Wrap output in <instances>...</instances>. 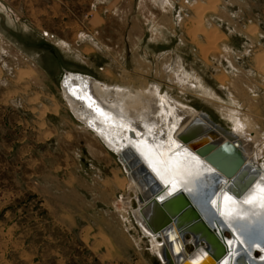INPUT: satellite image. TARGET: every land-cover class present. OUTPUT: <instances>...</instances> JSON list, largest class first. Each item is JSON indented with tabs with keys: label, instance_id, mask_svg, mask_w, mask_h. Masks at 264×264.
<instances>
[{
	"label": "rangeland",
	"instance_id": "rangeland-1",
	"mask_svg": "<svg viewBox=\"0 0 264 264\" xmlns=\"http://www.w3.org/2000/svg\"><path fill=\"white\" fill-rule=\"evenodd\" d=\"M221 5L0 0V264H163L118 156L73 117L59 83L66 70L133 90L151 82L227 131L238 111L263 141L264 0Z\"/></svg>",
	"mask_w": 264,
	"mask_h": 264
},
{
	"label": "bare ground",
	"instance_id": "bare-ground-1",
	"mask_svg": "<svg viewBox=\"0 0 264 264\" xmlns=\"http://www.w3.org/2000/svg\"><path fill=\"white\" fill-rule=\"evenodd\" d=\"M193 5V3L185 4L186 8H192ZM203 23L205 22L203 21ZM175 67H177L176 64ZM182 82L185 84L191 83L190 80H183ZM150 83L139 87L140 90H133L128 85H123L124 83L122 85L105 84L91 75L66 70L60 79L59 86L60 95L68 104L73 117L82 122L83 129L89 130L92 132L91 134L97 136L99 141L106 148L115 152L119 158L123 156L124 159L122 158L121 163L127 177L125 176L122 179L124 181L121 185L128 192H133L137 205L130 208L131 196L129 194V196L123 197L126 195L125 193L121 194V198L118 199L119 207L125 213L126 209L130 208L140 231L150 239L151 250L156 257L161 261L163 260V264L171 263H167L163 256L165 246H169L168 248L176 251V260L181 258V264H198L203 260L206 250L202 246L203 242H201L197 247L191 243L193 247L190 251H187L185 249L186 244L183 245L178 239H174L175 236L170 229L166 230L167 241L171 240V244L167 245L143 222L142 213L150 200L147 201L139 196L146 195L149 189L140 181V172L136 173L137 164H132L131 156L126 155L127 149L138 155L142 162L153 172L156 179L164 186L161 191L155 193L154 198L161 200L159 198L161 196L168 197L169 193L176 191L178 186H181L207 220L211 221L212 224L215 223L216 226H222V221H224V225L228 230L230 228L232 232H237L234 241L225 232L221 235L223 240L228 243L231 242L229 243L231 255L224 258L222 264H230V258L235 251L248 248L242 235L238 234L239 228L250 225V227L256 228L257 232L261 229L264 232V191H261V189H264V165L260 166L259 175L244 194V203H241L235 201L226 190L230 178L216 171V168L199 156L194 149L202 142L205 144L209 140L215 145L210 150L209 153H211L213 150L219 149L220 146L229 148L231 144L234 145L233 139H235L240 142L239 147L235 144L238 148L234 146V150L240 153L241 164L249 163L253 167L252 163L258 164L255 160L262 153L264 140H261L263 137L252 131L251 123H248V117L239 115L236 110L227 112L232 120L231 122H233V130L227 131L214 122V125H212L211 120L203 111H196L168 93L159 92L157 86ZM204 126L208 127V129H205L206 133L194 140L193 145H187L180 140V134L186 135L185 132L188 131L194 135ZM188 148L192 150L191 155L195 158V161L181 153L182 150L184 152L188 151ZM161 176H164L166 183L161 179ZM219 183L221 187L216 189ZM216 194H220L221 207H230L228 210L225 211L224 208V211H222ZM225 194L231 196L232 201H225L223 197ZM249 198H254V202L251 204L245 203ZM225 212L229 213L230 219L222 215ZM153 214L155 216L149 214L151 219L157 217V213L155 214L153 211ZM219 215L221 216L220 221ZM225 220H234L236 227H232L229 222L227 226ZM189 237H186L187 241L190 240ZM259 240L263 241L264 238H253L254 242ZM261 245L264 246V243ZM255 247L262 250V258H264V247L261 248L257 245ZM256 253L259 255V252ZM233 262L235 261L233 260ZM247 262L249 263V261ZM200 264H219V262L208 258ZM249 264H264V259H252Z\"/></svg>",
	"mask_w": 264,
	"mask_h": 264
},
{
	"label": "water",
	"instance_id": "water-1",
	"mask_svg": "<svg viewBox=\"0 0 264 264\" xmlns=\"http://www.w3.org/2000/svg\"><path fill=\"white\" fill-rule=\"evenodd\" d=\"M211 124L214 125L212 121ZM205 129H208V127L204 126L203 129L200 128L197 132H195L194 135L186 131V135L182 133L179 135V138L183 143L187 145H193L194 140L200 138L206 133ZM210 142L211 141L209 140L205 144L202 142L201 145L199 144L198 147L194 149L195 152L199 156L203 157L205 161H208L214 168H216V171H218L220 174L224 176L226 175L228 178H230V181L226 186V190L231 194L235 201L244 203V194L259 175V172L261 171L260 165L256 164L255 162L252 163L253 167L249 163L241 164L240 153H238V151L235 152L234 150L235 147L238 148L240 146H238V144H240L238 140L233 139L234 145L231 144L229 148L220 146L219 149L213 150L211 153H209L210 150L215 146L212 142ZM235 144H237L238 147ZM188 151L184 152L182 150L181 153L195 161V158L191 155L192 150L188 148ZM127 154L128 156H131L130 158L132 164H137L136 173L140 172V181H142V183H144L149 189V192L146 195L143 197L140 195L139 197L142 199L145 198L147 201L150 200L142 213V217L144 219L143 222L150 228V230L167 245L171 244V240H169L170 242L167 241V229L172 230V234L175 236L174 239H178L181 243H183V245L187 242H190L194 244L195 247H197V245L203 242L202 246L206 250V254L203 257V260L198 262V264L208 258H210L212 261L222 264V260H224V258L230 257V245L221 238V235L223 232H227L230 239L234 241L235 237L237 236V232H232L230 228L228 230V228H226L224 225V221H222V224L224 225V227H222L223 225L221 226L219 224L220 226H216L215 223L212 224L211 221L207 220V218L204 217V214H202V211L194 204L190 196L181 188V186H178L176 191L171 192V194H169L168 197L166 196L163 200L154 198L153 196L156 195L155 193L161 191L164 186H162V184L156 179L153 172H151L146 164L142 162L138 155L134 154L133 151L128 149L126 150V155ZM122 158L123 156L120 158L118 157L120 162L123 161L124 158ZM133 174H135V172H133ZM196 187L197 189L199 188L198 185ZM218 187H221L220 183L218 186H216V189ZM219 195L220 194H216L218 197L219 207H221ZM223 197H225V195H223ZM224 208L226 211V209L228 210L230 207L227 208L222 206V211H224ZM153 211L155 214L157 213V217H155V219H151L149 215H154ZM218 218L220 221L221 216L219 215ZM225 221L227 226V223L229 222L232 227H236L234 220ZM249 227L250 225H246L244 228L241 227L239 228L240 231L238 232V234L242 235L243 240L246 242L248 248L246 250H243L242 248L235 251L234 255L236 256H231L230 264H249L252 259H262V250H260V248H256L255 245L260 246L261 248L264 247L261 245L264 243V240L254 242L253 238H264L263 229L257 232L256 228L250 227L249 229ZM185 235L190 236L189 241H187ZM168 247L169 246H165L163 255L167 263L171 262L169 264H181V258L179 259L180 262L175 258L176 251H173ZM255 251L259 252V255L255 256ZM232 259L236 263L233 262ZM247 261H249V263Z\"/></svg>",
	"mask_w": 264,
	"mask_h": 264
},
{
	"label": "snow or ice",
	"instance_id": "snow-or-ice-1",
	"mask_svg": "<svg viewBox=\"0 0 264 264\" xmlns=\"http://www.w3.org/2000/svg\"><path fill=\"white\" fill-rule=\"evenodd\" d=\"M158 175H159V173H158ZM161 179L164 180L165 183L167 182V181L165 180L164 176H161ZM173 190H174V188H173ZM261 191H264V189H261ZM169 194H171V193H169ZM159 198H160L161 200L164 199L163 196H161V197H159ZM224 199H225V201H232V197H231V196H228L227 194H225ZM253 202H254V198H249L247 201H245V203H248V204H251V203H253ZM222 215H225V216L228 217L229 219L231 218V216H230L229 213H227V212L222 213ZM229 243H231V242H229ZM262 259H264V258H262Z\"/></svg>",
	"mask_w": 264,
	"mask_h": 264
},
{
	"label": "crops",
	"instance_id": "crops-1",
	"mask_svg": "<svg viewBox=\"0 0 264 264\" xmlns=\"http://www.w3.org/2000/svg\"><path fill=\"white\" fill-rule=\"evenodd\" d=\"M221 2L223 3V5H221V6H219V7H223V8H225L226 7V9L228 8L227 6L228 5H235V3H236V0H221ZM194 3V2H193ZM85 131H87V132H89L90 134H91V132L89 131V130H85ZM93 135V134H92ZM93 137H95L94 135H93ZM84 164H86V165H88V162L86 161V162H84ZM152 251V250H151ZM152 253H153V256L155 257L154 258V260L156 259V261L158 260L159 262H160V260H159V258H157L156 257V255L154 254V252L152 251ZM157 261V262H158ZM160 264H161V262H160Z\"/></svg>",
	"mask_w": 264,
	"mask_h": 264
}]
</instances>
